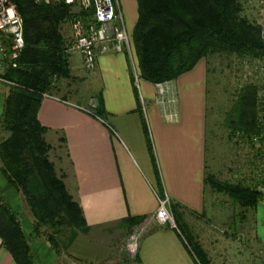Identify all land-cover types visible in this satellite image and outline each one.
<instances>
[{"label": "crops", "instance_id": "crops-1", "mask_svg": "<svg viewBox=\"0 0 264 264\" xmlns=\"http://www.w3.org/2000/svg\"><path fill=\"white\" fill-rule=\"evenodd\" d=\"M119 4L131 36L137 20L136 0H119ZM71 12L77 17L82 14L76 8ZM75 16L61 25L69 76L54 81L51 93L42 97L37 117L47 128L43 137L51 146L48 158L80 205L86 231L75 233L65 249L56 252L44 236L32 232V216L22 203L23 195L0 172V192L29 239L33 261L35 264H118L120 253L124 252L131 256L128 257L131 264H198L176 230L159 225L150 217L157 208L154 194L158 189L157 173L153 166L156 164L162 194L169 198L179 223L190 232L187 225L190 221L198 235L204 227L202 224L208 223L211 207L207 204V193L211 195L214 191L205 183V176L206 172L215 175L208 165V143L212 137L208 63L201 58L191 70L169 80L176 102L165 110L176 112L174 120L166 119L163 107L156 103L155 84L139 78L136 86L142 116L123 53L98 56L94 72L87 73L82 69L78 53L68 50L75 40L72 26ZM65 27L69 32H64ZM84 73L90 78L88 86H84L87 91L82 88L68 97L74 82L86 83ZM8 86L0 83V115ZM98 98L103 117L91 113V106ZM128 216L143 219L127 229L120 221ZM147 221L137 253L130 255L125 241L135 226ZM0 264H16L1 241Z\"/></svg>", "mask_w": 264, "mask_h": 264}, {"label": "trees", "instance_id": "trees-1", "mask_svg": "<svg viewBox=\"0 0 264 264\" xmlns=\"http://www.w3.org/2000/svg\"><path fill=\"white\" fill-rule=\"evenodd\" d=\"M11 1L23 18L24 47L15 66L10 61L4 66L3 76L14 84L8 86L0 115V131L4 134L0 138V172L23 195L32 216V232L40 235L41 228H45L43 236L59 252L65 249L75 233L86 231V222L80 205L72 198L62 175L56 173L48 158L51 146L43 137L47 128L40 124L37 112L42 93H51L56 79L69 76L61 25L75 15L62 3ZM136 3L132 45L140 79L153 84L173 80L191 70L201 58L208 60L215 54L264 59L262 26L242 14L241 0H136ZM128 67L143 116L129 64ZM263 108L256 86L243 84L225 115L228 140L243 141L252 148V137L264 132V126L259 125L257 119ZM91 113L104 116L100 98L91 107ZM144 129L148 136L145 124ZM148 146L152 154L149 138ZM255 159L253 150V161ZM153 166L162 194L157 166ZM250 181L221 180L209 172L205 176V183L211 190L227 195L243 209L254 207L263 197L252 179ZM142 219L128 216L120 223L131 229ZM175 221L196 262L211 264L187 226L181 225L177 216ZM0 241L16 264H35L29 239L1 192ZM134 261L138 263L136 257Z\"/></svg>", "mask_w": 264, "mask_h": 264}, {"label": "rangeland", "instance_id": "rangeland-1", "mask_svg": "<svg viewBox=\"0 0 264 264\" xmlns=\"http://www.w3.org/2000/svg\"><path fill=\"white\" fill-rule=\"evenodd\" d=\"M242 6V14L245 17L260 24L263 22L262 10L250 8L244 3ZM64 32H69L68 27L64 28ZM130 38L132 43V35ZM244 59L224 54H215L208 60L205 59L209 68V132L212 135L211 137L209 134L208 165L210 171L221 180L243 179L251 182V169L256 163L253 161V149L246 142L228 140L224 121L238 89L243 84H251L254 81L253 76L248 75ZM84 76L86 83L74 82L70 86L71 93L68 97H73L74 92L82 88L84 92L87 91L85 87L88 86L90 78L86 73ZM62 82L60 81V84ZM22 203L29 211L26 202L23 200ZM207 204L211 207L209 220L208 223L202 224L204 227L200 228L199 235L190 221L187 225L210 263L264 264V196L254 207L243 209L233 203L227 195L213 192L211 195L207 193ZM44 231L46 229L41 228L42 235L39 236H43ZM128 257L131 258L127 253L121 252L118 264H131Z\"/></svg>", "mask_w": 264, "mask_h": 264}, {"label": "built area", "instance_id": "built-area-1", "mask_svg": "<svg viewBox=\"0 0 264 264\" xmlns=\"http://www.w3.org/2000/svg\"><path fill=\"white\" fill-rule=\"evenodd\" d=\"M35 4L62 3L71 9L76 8L82 13L75 16L73 23L75 40L68 49L75 51L80 56L82 69L87 73L94 72L97 58L107 53H123L130 66L133 78L137 85L139 80L137 60L127 32L123 13L119 0H32ZM243 5L262 10L263 22L261 21L262 33H264V0H241ZM24 47L23 18L19 14L16 5L11 0H0V83L13 85L14 83L3 76V69L7 62L16 65L15 60L19 57ZM244 59V58H243ZM245 68L248 75L253 76V82L257 89V96L264 105V59L245 58ZM54 84V82H53ZM155 101L164 109V117L169 120L176 118L175 111H166V107L176 102V97L170 92L169 81L155 83ZM1 94V89H0ZM47 92L42 93L46 97ZM92 104L91 107H94ZM258 123L264 126V108L258 114ZM251 145L256 154L255 166L251 169L252 183L264 196V132L252 137ZM157 198V208L150 219L159 225H165L176 230L188 246L186 239L181 233L174 214L171 210L170 200L158 189L154 190ZM147 222H141L133 228L125 241V249L130 255H135L141 236L146 230Z\"/></svg>", "mask_w": 264, "mask_h": 264}]
</instances>
